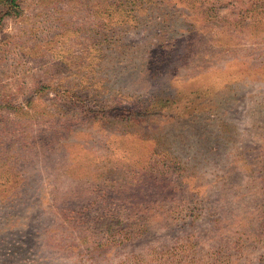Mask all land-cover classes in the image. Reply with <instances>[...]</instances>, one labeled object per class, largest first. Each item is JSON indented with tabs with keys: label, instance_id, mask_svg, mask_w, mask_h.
Listing matches in <instances>:
<instances>
[{
	"label": "rangeland",
	"instance_id": "rangeland-1",
	"mask_svg": "<svg viewBox=\"0 0 264 264\" xmlns=\"http://www.w3.org/2000/svg\"><path fill=\"white\" fill-rule=\"evenodd\" d=\"M16 2L0 264H264V0Z\"/></svg>",
	"mask_w": 264,
	"mask_h": 264
},
{
	"label": "trees",
	"instance_id": "trees-1",
	"mask_svg": "<svg viewBox=\"0 0 264 264\" xmlns=\"http://www.w3.org/2000/svg\"><path fill=\"white\" fill-rule=\"evenodd\" d=\"M1 2L3 3V5H5L4 7H5V9L7 11H12L13 10L15 12V10L17 9V6H16L17 5V2H16V0H1ZM10 6H12V7L11 8H8Z\"/></svg>",
	"mask_w": 264,
	"mask_h": 264
}]
</instances>
